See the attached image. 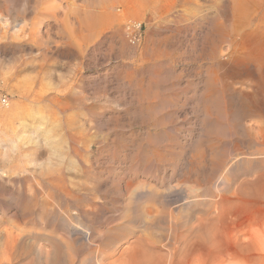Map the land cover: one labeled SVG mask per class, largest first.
<instances>
[{
  "label": "rangeland",
  "instance_id": "obj_1",
  "mask_svg": "<svg viewBox=\"0 0 264 264\" xmlns=\"http://www.w3.org/2000/svg\"><path fill=\"white\" fill-rule=\"evenodd\" d=\"M106 1L0 0V264H264V0Z\"/></svg>",
  "mask_w": 264,
  "mask_h": 264
},
{
  "label": "bare ground",
  "instance_id": "obj_2",
  "mask_svg": "<svg viewBox=\"0 0 264 264\" xmlns=\"http://www.w3.org/2000/svg\"><path fill=\"white\" fill-rule=\"evenodd\" d=\"M215 1V0H214ZM246 1V0H245ZM262 1V0H261ZM107 3H110V2H114V1H106ZM221 3V2H220ZM259 3V2H258ZM101 5V4H100ZM220 5V4H219ZM252 5H255L254 3L252 4ZM256 5H257V3H256ZM255 5V6H256ZM53 6V5H52ZM259 6V5H258ZM237 8H239V7H237ZM243 8V7H242ZM248 8H250V9H252V6L251 7H244V9L245 10H243L244 12H245V14L247 13L246 12V10L248 9ZM254 8V7H253ZM261 8V7H260ZM259 8V9H260ZM216 9V8H215ZM242 10V9H241ZM254 10V9H253ZM251 11V10H250ZM258 11V10H257ZM242 13V12H241ZM230 14V13H229ZM251 14V13H250ZM76 15V14H75ZM242 15H243V13H242ZM223 17V16H222ZM242 17H244L245 18V16H242ZM247 17V16H246ZM264 18V17H263ZM79 19H80V17H79ZM232 19V18H231ZM235 20V19H234ZM212 21H213V19H212ZM219 21V20H218ZM241 21V20H240ZM77 22V21H76ZM78 22H79V20H78ZM259 22V21H258ZM224 23V22H223ZM231 23V22H230ZM214 24V23H213ZM240 24V23H239ZM263 24V23H262ZM84 25V24H83ZM211 26H213V25H211ZM217 26V25H216ZM254 26V25H253ZM219 27V26H218ZM241 27V26H240ZM80 28H81V26H80ZM212 28H214V27H212ZM247 29V28H246ZM246 29H244V30H246ZM90 30V29H89ZM91 30H92V28H91ZM99 30V29H98ZM212 30V29H211ZM222 30V29H221ZM243 30V29H242ZM79 31H80V29H79ZM224 31V30H223ZM75 32V31H74ZM89 32V31H88ZM90 33V32H89ZM219 33V32H218ZM229 33V32H228ZM254 34V33H253ZM95 35V34H94ZM237 35H238V37H237ZM215 36V35H214ZM254 36V35H253ZM252 39V38H251ZM247 40H250V34H247L245 31L244 32H241L240 34L238 33V34H236V38H233V42H232V44H233V47H232V50H231V52H230V55L231 56H233V55H240V57H241V55L242 56H244V57H247L248 56V58L249 57H251L252 56V54H254V52L255 51H253L254 49H256V50H258V52L256 53V54H258L259 53V56H261V54H262V52L264 53V48H260V47H258L257 46V48H259V49H257L256 48V43H253L252 42V44H250L251 45V47H245V41H247ZM256 40V39H255ZM263 40V39H262ZM254 41V40H253ZM222 43V42H221ZM250 43V42H249ZM216 44V43H215ZM218 44V43H217ZM248 44V43H247ZM216 49H217V46L215 45L214 47H213V50L214 51H216ZM243 49V50H242ZM227 50V49H226ZM225 51V50H224ZM262 51V52H261ZM217 52V51H216ZM218 53V52H217ZM218 55V54H217ZM226 55V54H225ZM228 56H229V53H228ZM216 57V56H215ZM232 59H233V57H232ZM239 59V58H238ZM262 59V58H261ZM229 60V59H228ZM258 60V59H257ZM217 61V60H216ZM262 62V61H261ZM260 62V63H261ZM264 62V61H263ZM221 63V62H220ZM223 65V64H222ZM233 65V64H232ZM238 66V65H237ZM242 67V66H241ZM247 67V66H246ZM256 67V66H255ZM259 67H260V65H259ZM236 68V67H235ZM254 69V68H253ZM219 70V69H218ZM247 71V70H246ZM226 72V71H225ZM257 72V71H256ZM243 73V72H242ZM220 74V73H219ZM245 76V75H244ZM260 78V77H259ZM240 79V78H239ZM233 80V79H232ZM216 81V83H217V81H218V79H216L215 80ZM214 81V82H215ZM226 81V80H225ZM252 81V80H251ZM229 82V81H228ZM215 83V84H216ZM218 83H219V81H218ZM214 84V86H216ZM220 84V83H219ZM252 84V83H251ZM207 85V84H206ZM225 86V85H224ZM233 86V85H232ZM259 86V85H258ZM218 87V86H217ZM260 87V86H259ZM220 88V87H219ZM254 88V87H253ZM209 89V88H208ZM239 89V88H238ZM262 89V88H261ZM219 90V89H218ZM233 90V89H232ZM245 91V90H244ZM249 92H250V90H249ZM240 93V92H239ZM263 93V92H262ZM258 94V93H257ZM218 95V94H217ZM253 95V94H252ZM263 95V94H262ZM222 93H219V96H218V98H220V101L222 100ZM245 96V95H244ZM246 97V96H245ZM209 99V97H206V100H208ZM205 100V99H204ZM205 100V101H206ZM215 100V99H214ZM216 100H217V98H216ZM205 101H203V102H205ZM211 102H213V100H211ZM243 102V101H242ZM244 102H246V101H244ZM248 102V101H247ZM263 102V101H262ZM210 103V99H209V102L207 103V104H209ZM220 103V102H219ZM239 103V102H238ZM212 104H215L216 105V103H211V105ZM205 105V104H204ZM208 106V105H207ZM203 107V106H202ZM212 107V106H211ZM215 107V106H214ZM213 107V108H214ZM224 107V106H223ZM241 108V107H240ZM243 108V107H242ZM202 109V108H201ZM216 109V108H215ZM218 110V109H217ZM240 111H242V110H240ZM216 112V111H215ZM217 113H224L225 115H226V113H227V111H225V107H224V109H223V111L222 112H220V110H218V112ZM221 116V115H220ZM236 116V115H235ZM207 117V116H206ZM222 117V116H221ZM217 118H219V117H217ZM216 118V119H217ZM230 118V117H229ZM207 119V118H206ZM215 121V120H214ZM233 121V120H232ZM224 125V124H223ZM228 127V126H227ZM217 128V127H216ZM220 129V128H219ZM227 130H229V128H227ZM222 131V130H221ZM227 133V132H226ZM228 134V133H227ZM229 175V174H228ZM261 232V231H260ZM254 234V233H253ZM255 236L253 237L252 235V239H254V241L256 242V245L259 247L258 249H257V247L255 248V249H257L258 250V252H260V251H264V241H263V237H261L259 234H254ZM237 240H241V236H240V234H238L236 237H235ZM251 238H249V240H252ZM236 240V241H237ZM58 241V240H57ZM62 241H64V240H62ZM241 241H244V240H241ZM48 243V242H47ZM63 244V243H62ZM37 246V245H36ZM66 247V246H65ZM136 247H138L139 248V246H136ZM29 248V247H28ZM40 248V247H39ZM39 248H38V251L36 252V254H37V256L38 255H43L42 253H44V250H43V252L41 251V250H39ZM55 248V247H54ZM138 248L136 249V250H138ZM142 248V247H141ZM37 249V248H36ZM59 249H61V247L59 248ZM63 249V248H62ZM95 249V248H94ZM144 249H146V250H143V248L139 251V253L137 254V257H136V254H134V256H135V258H136V261H135V259L133 260V261H135V263H133V264H165L164 263V261L166 262L168 259H169V261H168V263H166V264H174V263H172V259H173V255L176 253H172L171 255H166V254H162V253H157L158 255L157 256H155V255H151L150 253V251L148 252L147 251V248H144ZM134 250H135V248H134ZM260 250V251H259ZM35 251V250H34ZM54 251V250H53ZM147 251V252H146ZM151 251H153V250H151ZM19 252V251H18ZM29 252V251H28ZM52 251L51 250H46V252H45V257L44 258H46V256L48 257L49 255H50V253H51ZM61 252V251H60ZM55 253V252H54ZM53 253V254H54ZM62 253H63V251H62ZM65 253V252H64ZM153 254L155 253L154 251L152 252ZM262 253V252H261ZM43 255V256H44ZM68 254H67V252H66V256H67ZM21 256V255H20ZM65 256V255H64ZM69 256H70V254H69ZM19 257V256H18ZM57 257V256H56ZM59 257H61L60 255H59ZM59 257H58V259H59ZM169 257V258H168ZM39 258V257H38ZM64 258V257H63ZM73 258V257H72ZM29 259V258H28ZM55 258H53V260H54ZM94 259V258H93ZM202 258H200V257H198V256H196V254H193L191 257H190V259H189V261H188V263L187 264H206L207 262H208V259H206L205 260V258L204 259H202ZM262 259V258H261ZM264 259V258H263ZM14 260V259H13ZM32 260V259H31ZM45 260H47V261H45ZM43 259V262L41 261L40 263H37V264H49L48 263V258L47 259ZM53 260H51V261H53ZM56 260V259H55ZM62 260V259H61ZM122 260V259H121ZM188 260V259H187ZM64 261V260H63ZM72 261V260H71ZM80 261V260H79ZM263 261V260H262ZM30 262V261H29ZM35 262V261H34ZM33 262V263H34ZM55 263H56V261H54ZM66 262V261H65ZM95 262V261H94ZM123 262V261H122ZM125 262V261H124ZM175 262V261H174ZM178 262V261H177ZM264 262V261H263ZM9 263V262H8ZM30 263H32V262H30ZM29 263V264H30ZM32 263V264H33ZM63 263V262H62ZM93 263V262H92ZM95 263H97V262H95ZM94 263V264H95ZM113 263H114V261H113ZM117 263V262H116ZM119 264H123V263H121V261L119 260V262H118ZM117 263V264H118ZM27 264H28V262H27ZM74 264V263H73ZM80 264V263H79ZM112 264V263H111ZM125 264H127V262L125 263ZM128 264H130V263H128ZM175 264H176V262H175ZM178 264V263H177Z\"/></svg>",
  "mask_w": 264,
  "mask_h": 264
},
{
  "label": "built area",
  "instance_id": "obj_3",
  "mask_svg": "<svg viewBox=\"0 0 264 264\" xmlns=\"http://www.w3.org/2000/svg\"><path fill=\"white\" fill-rule=\"evenodd\" d=\"M140 26V24L129 22L126 28L128 29L130 33V39L136 40L137 34L135 32V29H137ZM8 105V95L2 91L0 88V108L5 107Z\"/></svg>",
  "mask_w": 264,
  "mask_h": 264
}]
</instances>
